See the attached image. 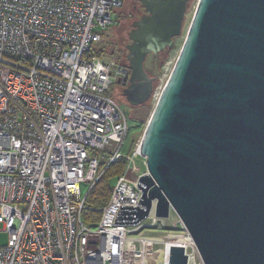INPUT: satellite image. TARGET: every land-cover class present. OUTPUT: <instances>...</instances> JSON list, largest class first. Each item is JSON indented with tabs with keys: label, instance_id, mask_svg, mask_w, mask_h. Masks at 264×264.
Returning <instances> with one entry per match:
<instances>
[{
	"label": "built area",
	"instance_id": "built-area-1",
	"mask_svg": "<svg viewBox=\"0 0 264 264\" xmlns=\"http://www.w3.org/2000/svg\"><path fill=\"white\" fill-rule=\"evenodd\" d=\"M122 4L0 0V264H153L157 255L168 264L170 247L139 235L164 230L153 209L136 225H113L120 206L136 208L137 181L116 178L99 223L81 220L80 185L91 190L101 166L125 160L128 120L108 95L125 73L99 47ZM139 146L131 157L145 166Z\"/></svg>",
	"mask_w": 264,
	"mask_h": 264
},
{
	"label": "water",
	"instance_id": "water-1",
	"mask_svg": "<svg viewBox=\"0 0 264 264\" xmlns=\"http://www.w3.org/2000/svg\"><path fill=\"white\" fill-rule=\"evenodd\" d=\"M136 1L146 16L128 64L140 104L153 92L144 60L174 49L190 0ZM139 147L141 197L113 225L171 211L201 264H264V0H198ZM168 264H188L184 248L170 246Z\"/></svg>",
	"mask_w": 264,
	"mask_h": 264
},
{
	"label": "rangeland",
	"instance_id": "rangeland-1",
	"mask_svg": "<svg viewBox=\"0 0 264 264\" xmlns=\"http://www.w3.org/2000/svg\"><path fill=\"white\" fill-rule=\"evenodd\" d=\"M197 2H198V0H190L189 1L187 12L185 15L184 24H183L181 37L177 38L174 41V49L168 53L167 58L164 61H162L163 57H162V59H160V57H158V59L153 63L151 61V58L148 57V59L145 62L144 70L154 79H153V92H152V95H151L149 101L147 102V106H146L143 114L137 116L136 119L132 120L125 113L126 119L128 120L129 130H128L126 140L123 143L121 150H120L121 154L125 158V167H124L121 175L125 176L130 181H137L138 177L145 173V166L142 164V160L139 158H132L130 151H132L133 149H136L137 146L140 145V141L142 139V136H143L145 127L147 125L148 119L151 115V112H152V110L156 104V100H157L159 94L161 93V90L163 89V87H164L173 67H174V64H175L176 59H177L178 54H179V51L183 45L185 35H186L187 29L190 25V22L192 20ZM114 12L117 15V23H118V21H120L122 18V14L124 12V9L114 10ZM104 31L105 32H103L101 34L102 38H104V41L102 42L101 46H99V47L104 48V46H105V48L107 49L106 52H108V53H110L112 51L114 52V50L112 48V41L114 39L116 28L114 26V27L108 28ZM108 95L123 111L121 103L117 99L116 89L114 87L110 88ZM103 170L104 169L101 166L100 167L101 172L99 173V176H101ZM115 180H116L115 178L114 179L112 178L109 181V184L111 187H113L115 185ZM88 190H89V186L83 185V184L80 185L81 197H84L85 195L87 196V194L90 191V190L89 191ZM85 213L86 212H83V215L81 216L82 221L84 219ZM150 217L154 220L155 226H158V227L161 226L162 223L160 220L154 218L152 214L150 215ZM163 222L165 225L164 230L155 231V230L142 229L139 232V235L151 236V237H155L158 239H163L165 237H170L173 235L176 236V235L181 234L179 232V230L177 229L179 227L180 222L178 221L177 217L173 213H170L169 217L167 219H164ZM176 224H177V226H176ZM92 229H93L92 231H94L95 227H92ZM181 229H182V227H181ZM6 243H7V235L1 230V225H0V248L4 247L6 245ZM160 248L161 247H159V248L155 247L156 250H160ZM156 259H158V255L156 256ZM156 259L154 260L153 264L156 263ZM196 262H198V260ZM158 264H159V262H158Z\"/></svg>",
	"mask_w": 264,
	"mask_h": 264
},
{
	"label": "flooded vegetation",
	"instance_id": "flooded-vegetation-1",
	"mask_svg": "<svg viewBox=\"0 0 264 264\" xmlns=\"http://www.w3.org/2000/svg\"><path fill=\"white\" fill-rule=\"evenodd\" d=\"M121 9H124L122 18L115 25L116 31L114 39L112 41V48L116 56V63L122 66L123 72L125 73V78L117 80L113 87L116 89L117 99L120 101L123 108V113L129 116L130 119H136L137 116L142 115L147 102L140 103L144 99V95L135 96L134 88L130 83V68L128 64V47L132 44L129 39V34L134 29V24L140 21L144 16H146L144 9L141 8L140 3L136 0H123ZM168 55L166 49L154 53H149L143 63V69L148 57L154 63L158 57L162 59L164 55ZM147 78L151 81L153 88V78L144 70Z\"/></svg>",
	"mask_w": 264,
	"mask_h": 264
},
{
	"label": "trees",
	"instance_id": "trees-1",
	"mask_svg": "<svg viewBox=\"0 0 264 264\" xmlns=\"http://www.w3.org/2000/svg\"><path fill=\"white\" fill-rule=\"evenodd\" d=\"M166 58L167 55L165 54L162 61H164ZM124 167L125 160L123 159L118 160L109 166H102L104 170L101 176L98 177L96 183L93 185L92 189L89 191L85 199L87 209L83 211L86 212L83 219L84 224L88 226H95L99 223L101 219V209L107 204L111 194L112 187L110 186L109 181L112 178L116 179L121 176ZM100 172L101 171L99 169V173ZM177 229L179 231H182L180 224Z\"/></svg>",
	"mask_w": 264,
	"mask_h": 264
},
{
	"label": "bare ground",
	"instance_id": "bare-ground-1",
	"mask_svg": "<svg viewBox=\"0 0 264 264\" xmlns=\"http://www.w3.org/2000/svg\"><path fill=\"white\" fill-rule=\"evenodd\" d=\"M181 227L182 231H185L182 224ZM158 243L162 244V247L166 248L170 247L171 245L181 246L182 248H185L187 254H189L188 264H201L196 248L188 235H173L171 237H168V239H159ZM157 260L158 259H156L155 264H158L159 260ZM197 260L198 262H196Z\"/></svg>",
	"mask_w": 264,
	"mask_h": 264
}]
</instances>
